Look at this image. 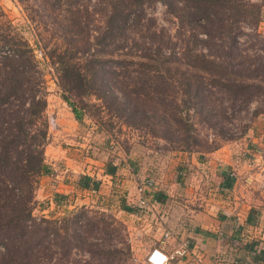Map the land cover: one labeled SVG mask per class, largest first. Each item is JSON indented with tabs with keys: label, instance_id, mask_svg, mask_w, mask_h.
<instances>
[{
	"label": "trees",
	"instance_id": "trees-1",
	"mask_svg": "<svg viewBox=\"0 0 264 264\" xmlns=\"http://www.w3.org/2000/svg\"><path fill=\"white\" fill-rule=\"evenodd\" d=\"M44 1L51 3L50 0H43V3ZM55 1L67 3L65 14L58 15L59 20L65 21L66 24L59 27L62 35L57 37L65 39L67 34L68 42L66 45L64 42L62 46L56 45V48H52L48 55L52 65L57 66L61 88L78 98L96 96L105 99L109 97L115 107L113 111L124 118L129 126L142 125L144 120L149 119L152 114L161 115L163 121L169 117L170 120L182 122V119L177 116L180 108L177 100L182 103L184 99L183 97L178 99L175 93H169L171 81L177 82V79L172 75L166 77L164 72L170 73V56L179 55L183 48L178 46L180 53H171V49L174 48H168L169 44L173 45L171 40L162 42V48L160 47L154 53L151 52V48H145L143 54L133 58L138 59L141 62L139 64L150 72L143 70L140 72L141 77L131 76L129 73L120 74V79L115 82L114 90L109 87L102 88L98 95L94 92L95 90H92V86L90 88L89 83L101 79L98 69L103 61L100 54L92 52L91 47L95 45L92 41L97 40V46H100L106 40V34H112L115 40L126 41L125 33L128 26L144 20L143 9L157 2L163 3L171 15L181 24L188 26V32H191L189 37L193 38L194 44L199 41L205 44L204 48L197 50V53L192 48H184L187 60L182 63L183 66L199 69L202 75L209 76L216 83L235 84L238 89L228 91L229 93H233L235 97H240L243 101L259 100L264 105V62L257 61L255 58L256 64H252L253 67L249 66L250 61L245 56V51L240 48L241 43L237 37V33L243 26L251 27L253 31L257 29L264 2L258 3L254 0H95L94 5L99 8L97 14L105 23L104 35L93 32L82 36L87 33V29L89 30L87 27L89 16L74 15L81 12L85 6L83 1L86 0ZM71 8L76 9L77 12L72 11ZM0 16L3 15L0 14ZM1 22L0 18V25ZM52 30L55 35L57 29L52 27ZM199 35L204 36L205 39L200 40ZM117 42L114 41L115 50L123 46L117 45ZM23 43L26 49L18 47L17 41L12 36L0 35V248L2 246L5 248L3 253L0 252V264H33L35 262L40 264L47 259L48 255L46 236L54 231L60 237L59 229H50L51 224L60 225L59 218L42 217L37 221L33 214L35 193L40 178L49 172L44 162L49 125L45 114L47 108L45 74L36 68L34 50L29 48L27 41ZM5 49L9 50V54H3ZM163 49L171 50L170 54L163 53ZM85 53L87 57L90 56L88 74L79 62H75L79 54ZM117 56L122 55L117 54ZM129 56L132 57V55ZM153 62L157 66L152 64ZM157 73L162 74L159 76ZM157 79L159 81H154ZM202 79L203 77H198L197 80L191 81L190 78H184V87L187 90L183 96L201 100L200 86L204 81ZM204 79L207 78L204 77ZM124 80L131 82H123ZM153 82H157L158 86ZM65 99L72 107L75 117L81 120V110L70 98ZM154 100H157V104L152 106L151 102ZM79 186L95 191L97 183L89 177H82ZM155 197L160 200L159 193H156ZM123 209L137 213L135 208L124 207ZM56 245L57 248H61L65 245V239L57 241Z\"/></svg>",
	"mask_w": 264,
	"mask_h": 264
},
{
	"label": "rangeland",
	"instance_id": "rangeland-1",
	"mask_svg": "<svg viewBox=\"0 0 264 264\" xmlns=\"http://www.w3.org/2000/svg\"><path fill=\"white\" fill-rule=\"evenodd\" d=\"M50 2L0 0V14L3 15L0 16L2 20L0 35L12 36L17 41L18 47L24 49L26 47L23 41H27L29 48L34 50L36 68L45 74L47 108L48 105L53 106L60 102L73 110L65 99L70 98L82 113L81 120L77 119L79 127L88 134L93 130L97 141L99 139L98 142L105 148H119L129 155L134 150L133 154L142 158L144 155L152 158L171 156L175 152H208L227 144H242V146L248 144L252 138V130L256 131V128L264 127V105L259 100L243 101L240 97H235L233 93L228 92L238 89L235 84L216 83L209 76L202 75L199 69L186 68L182 65L187 60L184 48H192L197 53V50L204 48L205 44L202 41L194 44L193 38L189 37L191 32H188V26L181 24L160 2L147 5L143 9L145 19L128 26L125 33L126 41L115 40L112 34H106V40L100 46H97V40L92 41L95 43L91 47L92 52L100 54L103 62L98 69L101 79L89 84L90 88L92 86V90L99 95V90L102 88L109 87L114 90L115 82L120 79V74L129 73L131 76L141 77L140 72L143 70L149 73L150 71L141 66L139 64L141 62L133 56L143 54L145 48H151V52L154 53L160 49L162 42L171 40L173 45H168V48L174 47L171 53H180L178 46L183 49L179 55L170 56V73L163 72L166 77L172 75L177 79V82L171 81L169 93H175L176 98L184 99L182 103L177 100L180 104L177 116L182 119L181 123L170 120L169 117L163 121L161 115L152 114L149 119L144 120L142 125L132 127L113 111L115 107L109 97L105 99L96 96L78 98L73 93L64 91L59 84L57 66L52 65L48 55L52 48H56V45L62 46L63 42L66 45L68 42L67 34L65 39L57 37L62 35L59 27L66 24L65 21L59 20L58 15L65 14L67 3L55 0ZM83 2L85 6L81 12L71 8L72 11L77 12L74 16L82 14L89 16L87 17L89 30L87 29V33L82 36L93 32L104 35L105 23L97 14L99 8L94 5L95 0ZM254 2L262 3L264 0H254ZM52 27L57 29L55 35H53ZM199 37L200 40L205 39L202 35ZM237 37L241 43L240 48L245 51V56L250 61L249 66L253 67L255 58L257 61L264 62L262 51L264 50V6L257 29L253 31L251 27L243 26L237 33ZM114 41H118L116 44L119 46L123 45L121 49L115 50ZM162 51L167 55L170 54L169 49ZM3 54H9V50H3ZM117 54L122 56L118 57ZM126 55H128L127 58H125ZM78 56L75 62H79L88 74L90 56L87 57L86 53ZM152 64L157 66L155 62ZM157 74L161 76L162 73ZM198 77H203L202 80H204L200 86L201 100L183 96L187 90L184 87V78L194 81ZM204 77L207 79L205 80ZM153 83L158 86L157 82ZM74 93L77 94V92ZM156 104L157 100L151 102L152 106ZM47 108L45 114L49 134V127L56 125V118L51 110L50 116L47 115ZM118 152L117 150L116 155ZM260 176L264 178V173ZM38 188L39 184L36 193ZM36 193L33 214L37 221L42 217L61 220L60 225L51 224L50 226V229H59L60 237L54 231L46 236L48 255L47 259L40 264H146L144 237H140L130 228L138 227L140 220L133 217L130 212H120L115 208H98L91 204L78 207L65 215L53 217L50 214H42L40 210L42 205L39 206ZM137 214H141L139 208ZM63 239H65V245L57 248L56 242ZM4 249L2 246L0 252L3 253ZM104 252L106 253L103 255Z\"/></svg>",
	"mask_w": 264,
	"mask_h": 264
},
{
	"label": "crops",
	"instance_id": "crops-1",
	"mask_svg": "<svg viewBox=\"0 0 264 264\" xmlns=\"http://www.w3.org/2000/svg\"><path fill=\"white\" fill-rule=\"evenodd\" d=\"M69 108L60 102L47 108L56 125L49 127L45 147L49 172L36 193L42 214L59 217L91 204L138 210V182L154 177L152 208L130 212L140 220L130 228L144 237L145 263L155 248L170 254L184 246L187 254L168 264H264V127L252 130L243 146L142 158L134 150L129 155L102 146ZM82 177L97 183L95 192L79 186Z\"/></svg>",
	"mask_w": 264,
	"mask_h": 264
},
{
	"label": "built area",
	"instance_id": "built-area-1",
	"mask_svg": "<svg viewBox=\"0 0 264 264\" xmlns=\"http://www.w3.org/2000/svg\"><path fill=\"white\" fill-rule=\"evenodd\" d=\"M156 181L154 178L145 177L138 182L137 191L139 194V201L137 207L141 211V214L147 213L154 204L153 196L151 191L154 190ZM163 238L169 240L172 238V233L166 231L163 234ZM188 252L187 248L182 246L175 249L172 253L166 254L161 249L155 248L151 250L146 258L147 264H168L172 260H176L179 257L186 255Z\"/></svg>",
	"mask_w": 264,
	"mask_h": 264
}]
</instances>
